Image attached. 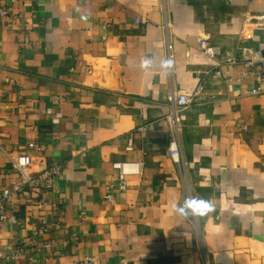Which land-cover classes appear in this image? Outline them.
<instances>
[{"label":"crops","instance_id":"obj_1","mask_svg":"<svg viewBox=\"0 0 264 264\" xmlns=\"http://www.w3.org/2000/svg\"><path fill=\"white\" fill-rule=\"evenodd\" d=\"M263 16L264 0H0V191L20 185L0 249L22 248L0 264H264ZM21 154L31 176L57 169L49 187L24 181Z\"/></svg>","mask_w":264,"mask_h":264},{"label":"built area","instance_id":"obj_2","mask_svg":"<svg viewBox=\"0 0 264 264\" xmlns=\"http://www.w3.org/2000/svg\"><path fill=\"white\" fill-rule=\"evenodd\" d=\"M1 14L4 18H7V13L4 10H1ZM264 19V16H263ZM136 22H139L137 19ZM201 49L206 55L214 56L216 53L215 47L209 45L206 39H202L201 42ZM230 62H235V60H231ZM251 72L253 73L254 79L256 81V85L251 89L252 93H261L264 94V58H261L258 61L250 60L249 61ZM223 75L221 69H216L209 74L212 80L218 79L220 76ZM205 82L204 79L200 80L197 84L196 88L191 94H179L176 96L172 101V111L169 114L177 119V115L179 111L190 106L192 103L196 102L200 99L202 93L205 90ZM170 116L166 118L168 124L171 123ZM131 146V142L129 140V147ZM168 154L171 159L175 163H179L180 161V151L178 147V139L174 133L170 134L169 140V150ZM33 164V157L30 154H21L16 157L14 160V165L20 175L23 177L25 182L30 181L31 179H35L36 181L43 183L45 186L49 187L51 184V174L53 172H57V169H42L36 176H31L29 173V169ZM141 165L140 161H131V162H115L113 163V167L117 170L116 175L110 181L107 182L105 187L104 197L105 199L111 201L113 200L116 193L127 189L128 182L127 178L133 174H140L141 172ZM20 190V185L15 184L11 188H6L0 191V221L2 222H16V218L13 215H7L4 212V203L9 201L13 195L14 191ZM179 211L184 216H190L191 209L186 199H182L179 205ZM45 246L50 247V243H46ZM22 253V248L18 247L14 250L12 254L7 253L4 250L0 249V260H7L9 258H13L18 256ZM72 264H96L94 260L86 256L81 260L74 261Z\"/></svg>","mask_w":264,"mask_h":264},{"label":"clouds","instance_id":"obj_3","mask_svg":"<svg viewBox=\"0 0 264 264\" xmlns=\"http://www.w3.org/2000/svg\"><path fill=\"white\" fill-rule=\"evenodd\" d=\"M202 203H205V202H202Z\"/></svg>","mask_w":264,"mask_h":264}]
</instances>
